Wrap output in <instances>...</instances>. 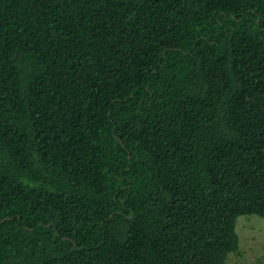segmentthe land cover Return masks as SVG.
<instances>
[{
	"label": "trees",
	"instance_id": "trees-1",
	"mask_svg": "<svg viewBox=\"0 0 264 264\" xmlns=\"http://www.w3.org/2000/svg\"><path fill=\"white\" fill-rule=\"evenodd\" d=\"M264 216V0H0V264H225Z\"/></svg>",
	"mask_w": 264,
	"mask_h": 264
},
{
	"label": "rangeland",
	"instance_id": "rangeland-1",
	"mask_svg": "<svg viewBox=\"0 0 264 264\" xmlns=\"http://www.w3.org/2000/svg\"><path fill=\"white\" fill-rule=\"evenodd\" d=\"M239 252L229 253L225 264H264V216L254 213L237 217Z\"/></svg>",
	"mask_w": 264,
	"mask_h": 264
}]
</instances>
